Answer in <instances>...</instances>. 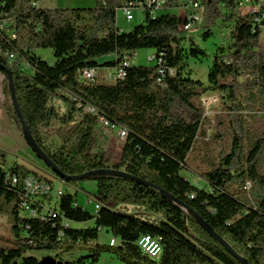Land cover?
<instances>
[{"label": "trees", "instance_id": "1", "mask_svg": "<svg viewBox=\"0 0 264 264\" xmlns=\"http://www.w3.org/2000/svg\"><path fill=\"white\" fill-rule=\"evenodd\" d=\"M37 1L0 0V23L12 21L17 33L10 39L0 30V50L15 56L10 62L0 55V61L12 70L23 115L49 157L67 175L114 168L153 182L189 204L250 264H264V21L257 20L264 10L244 13L240 0H203L209 25H231V43L216 52L206 83L182 72L187 57L207 53L196 44L183 45L181 15L146 12L143 23L126 31L117 26V8L125 0H96L92 7H41ZM180 6L181 0L164 4ZM143 48H154L163 63H132L115 82L79 77L85 68L115 64L100 63L101 57ZM38 49H51L55 61L40 58ZM216 91L223 105L209 118L201 98ZM56 100L63 101L64 111ZM5 108L22 131L7 78ZM100 116L127 128L117 160L103 148L93 149ZM53 137L60 146H52ZM185 170L208 186L193 184ZM29 172L21 165L7 171L0 162V212L13 215L16 235L15 246L0 247V264H39L38 257L25 256L29 250H54L58 258L71 256L70 264H97L103 253L125 264H242L181 206L123 176L89 178L97 182L96 191H87L101 204L97 213L66 190L55 215L22 214V189L9 175ZM66 182L79 188V181ZM104 229L119 243L99 242ZM145 234L160 238V259L138 245Z\"/></svg>", "mask_w": 264, "mask_h": 264}, {"label": "rangeland", "instance_id": "2", "mask_svg": "<svg viewBox=\"0 0 264 264\" xmlns=\"http://www.w3.org/2000/svg\"><path fill=\"white\" fill-rule=\"evenodd\" d=\"M75 0H39L38 4L41 7H80L76 4L79 2H74ZM201 1V8L199 10H195L194 12H187L185 8H183L184 4L187 3V0H181V6L173 7L169 9H162L159 11V14L163 13H174L177 15L183 16V18L187 22H191L190 27L187 29H182L183 40L182 43L185 47H190L192 44H196L197 46L203 48L207 55L204 57H187L184 61V66L182 72L184 75H190L193 78H198L207 83V77L209 70L212 66L214 57L218 49L222 46L227 47L231 43V25H225L221 21H219L216 25L212 26L208 24L207 18L204 16V5L203 0ZM96 3V0H84V7H92ZM194 16V18H189ZM198 17V18H197ZM145 19V13L142 11L136 12V17L133 21L129 22L123 17L122 14H119L117 19V26L122 30H130L138 24L143 23ZM208 30H212L213 35L210 37H205V33ZM262 38L264 39V28L262 30ZM154 48H143L136 51V56H134L133 63L135 65H154V60L150 59V56L155 54ZM38 56L44 60H54L55 56L51 49H38L36 51ZM115 55H108L105 57H101L99 59L100 63H104L105 61L114 60ZM27 72L30 71L29 68H25ZM98 70V79L103 80L104 74L107 73L108 67H99ZM223 98L220 92H209L202 96L201 102L202 106L205 110V116L209 118H214L215 115L220 111L223 105ZM53 102V101H52ZM56 104L61 105V111L65 110V106H63V101L56 100ZM212 128L210 129V132ZM123 140H121L115 131L109 129H103L95 141V145L93 149H105L113 159L117 160L120 158ZM51 144L54 147L60 146L61 141L56 137L51 139ZM34 157L41 165L40 168H37V173L52 177L51 169L37 157L34 153ZM183 174L196 186L199 187H207V183L198 175L190 172L183 171ZM79 188H76L69 183L64 184L58 180L54 181V191L53 195L56 196L57 190L59 188H63L64 190L70 191L71 193L77 192V200L80 206L84 207L88 211L92 213H96L95 202L89 201V199H93L89 197L87 191L94 192L96 191V185H94V180L85 179L79 181ZM13 223L14 218L10 212H0V247L10 248L15 246L16 235L13 231ZM93 224V222H90ZM74 225H84L80 223H76ZM86 226V225H85ZM110 235L106 229L102 230L100 233L99 242L102 243H110ZM113 257H109V256ZM25 256H36L39 258L40 262H47L49 259H56L57 264H70L73 260L71 256L61 255V257H57V252L54 250H29ZM103 256V257H102ZM23 258L19 260L21 263ZM97 264H125L116 258L111 253H103Z\"/></svg>", "mask_w": 264, "mask_h": 264}, {"label": "built area", "instance_id": "3", "mask_svg": "<svg viewBox=\"0 0 264 264\" xmlns=\"http://www.w3.org/2000/svg\"><path fill=\"white\" fill-rule=\"evenodd\" d=\"M39 0L34 4H38ZM166 0H125L121 6L117 8V19L119 14H122L126 21H133L136 17V12L142 11L144 13L149 12L151 16L159 14V11L164 8ZM187 12H194L201 8L200 0H187V3L183 5ZM239 6L244 13H260L264 10V0H240ZM189 18H194L191 16ZM198 18V17H197ZM258 22L264 21V15L257 18ZM192 22V20H190ZM191 22L186 20L181 26L182 29H188ZM0 30L5 31L8 38H16L17 33L13 26L12 21L4 20L0 23ZM0 55L7 58L10 62L15 59V56L10 53L9 50L2 52L0 50ZM134 56L136 52H131L130 54L124 56L115 57V64L108 67V71L104 74V79L109 82H115L123 79L127 74V67L133 63ZM154 63L161 65L163 63V58L155 52L154 55L150 56ZM25 68H29L28 65H24ZM162 72V70H161ZM98 76V70L96 68H85L79 71V77L81 80H95ZM66 95L74 97L73 93L70 91L65 92ZM87 110L91 113L97 114V110L91 106H87ZM103 129H109L116 132L117 136L121 140H125L127 137V128L120 126L118 124L112 123L107 120L104 116H100V123L95 132V139L100 135ZM122 152V150H121ZM52 172V177L43 176L35 171L29 172L25 175L11 174V182L14 186H20L22 192L20 194L19 209L22 214L28 216L39 217L41 219H46L50 215H55L59 209V201L62 194L66 191L63 188L57 190L56 196L53 195L54 191V181L58 180L64 184H67L66 180ZM95 202L96 213L101 207V204L94 199H89ZM110 241L118 242L119 240L112 237ZM140 248L151 258L160 259L163 253V246L159 237L152 236L149 234L142 235L137 241Z\"/></svg>", "mask_w": 264, "mask_h": 264}, {"label": "water", "instance_id": "4", "mask_svg": "<svg viewBox=\"0 0 264 264\" xmlns=\"http://www.w3.org/2000/svg\"><path fill=\"white\" fill-rule=\"evenodd\" d=\"M0 69L6 72V76L5 78H7L8 83H9V87H10V93H11V97H12V101L14 104V107L16 109V112L18 114V117L21 121L22 124V132L23 135L25 137V139L27 140L29 146L31 147V149L33 150V152L37 155V157L39 159H41L53 172H55L57 175H59L60 177H62L64 180H69V181H81V180H85V179H89L91 176L94 175H105V174H113V175H117V176H123L126 178H129L135 182H138L140 184L146 185V186H150L153 187L157 190H159L167 199H169L170 201L174 202L175 204L181 206L183 209H185L190 215H192L193 217H195V219L218 241L220 242L224 247L227 248V250L232 253L238 260H240L242 262V264H250L249 261L245 258H243L242 256H240L234 249L233 247L220 235L218 234L214 228L207 222L204 220V218L197 212L195 211L189 204H187L185 201H183L182 199L176 197L175 195H173L172 193H170L169 191H167L166 189H164L163 187L144 180L138 176L129 174L123 170H117L114 168H104V169H94V170H90L88 172H85L83 174L80 175H67L66 173H64L58 166L57 164L49 157V155L43 150V148L38 144V142L35 140L34 136L32 135L30 128L26 122V119L23 115V112L21 110V106L19 104L17 95H16V89H15V84H14V77H13V72L12 70L5 65L4 63H2L0 61ZM39 264H57V260L54 259H49L47 262H40Z\"/></svg>", "mask_w": 264, "mask_h": 264}, {"label": "crops", "instance_id": "5", "mask_svg": "<svg viewBox=\"0 0 264 264\" xmlns=\"http://www.w3.org/2000/svg\"><path fill=\"white\" fill-rule=\"evenodd\" d=\"M74 2H79L76 5L81 6L84 0H75ZM54 61L55 59L49 62L53 63ZM5 76L4 72L0 69V162H3V167L7 171L13 166L21 165L26 169L36 172L37 168H40L41 165L34 157V152L25 139L23 132L10 122L7 115L5 108ZM94 185H96L97 189L96 181ZM76 226L81 227L82 225ZM109 235L111 240L113 236L110 233ZM109 257L113 256L110 255Z\"/></svg>", "mask_w": 264, "mask_h": 264}, {"label": "bare ground", "instance_id": "6", "mask_svg": "<svg viewBox=\"0 0 264 264\" xmlns=\"http://www.w3.org/2000/svg\"><path fill=\"white\" fill-rule=\"evenodd\" d=\"M110 244H111V245H115V244H116V242L110 241Z\"/></svg>", "mask_w": 264, "mask_h": 264}]
</instances>
